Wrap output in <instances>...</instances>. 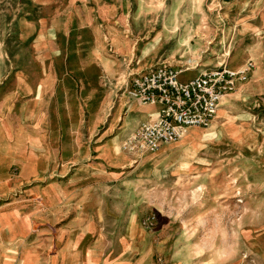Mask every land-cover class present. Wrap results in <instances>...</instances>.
Listing matches in <instances>:
<instances>
[{
  "label": "rangeland",
  "instance_id": "obj_1",
  "mask_svg": "<svg viewBox=\"0 0 264 264\" xmlns=\"http://www.w3.org/2000/svg\"><path fill=\"white\" fill-rule=\"evenodd\" d=\"M124 6L130 30L126 39L135 41L141 30L163 35L153 55L128 57V70L174 59L193 68L180 75L188 81L223 59L232 69L249 61L255 67L223 98L209 127L189 128L181 140L155 151H128L125 139L113 142L120 129L116 125L109 130L112 122L121 123L125 116L124 122L134 123L154 111L143 105L127 112L134 101L119 108L112 89L123 79L104 81L115 106L103 115L99 104L88 103L95 95L83 94L85 107L62 111L67 116L61 125V166L59 170L51 159V171L44 175L47 211L39 225H53L54 214L61 216L63 231L94 224L84 245L143 264H246L249 247L253 264H261L264 0H125ZM56 16L38 0H0V73H32L27 55L36 28L40 21L64 20ZM186 32L191 40L182 46L179 35ZM71 134L78 138L76 146L68 139ZM107 141L114 147L101 150Z\"/></svg>",
  "mask_w": 264,
  "mask_h": 264
},
{
  "label": "crops",
  "instance_id": "obj_2",
  "mask_svg": "<svg viewBox=\"0 0 264 264\" xmlns=\"http://www.w3.org/2000/svg\"><path fill=\"white\" fill-rule=\"evenodd\" d=\"M124 1L38 0L46 10H55V20L59 16L64 20L40 21L31 55H27L32 73H0V264H143L125 255L112 256L98 245H84L95 230L94 224L63 231L61 216L54 214L53 225H39L46 221L44 175L51 171V159L59 170L61 166V125L62 117L67 116L62 111H77L86 106L83 94L95 95L88 103L99 104L103 115L111 104L115 106L111 87L104 84L110 77L123 79L112 93L124 110L131 102L125 94L128 79L133 72H140L128 70L132 60L128 57L151 56L163 40L161 31L147 35L145 30L135 41L126 39L125 32L130 30L126 28ZM178 40L184 46L191 40L190 33L179 35ZM173 60L162 62L176 68L185 65ZM223 62L213 68L226 65ZM140 106L133 102L127 112ZM153 109L144 120L124 122V116L121 123L112 122L109 130L116 125L120 129L113 142L126 141L143 122L156 118L158 107ZM73 136L68 139L76 146L78 138ZM111 142L101 145V150L114 147ZM138 231L136 228L135 233ZM253 262V247H249L245 263ZM260 263L264 264L263 254Z\"/></svg>",
  "mask_w": 264,
  "mask_h": 264
},
{
  "label": "built area",
  "instance_id": "obj_3",
  "mask_svg": "<svg viewBox=\"0 0 264 264\" xmlns=\"http://www.w3.org/2000/svg\"><path fill=\"white\" fill-rule=\"evenodd\" d=\"M254 67L253 61L239 69L222 65L204 70L188 81L180 80L182 73L192 69L188 65L176 68L171 63H160L133 73L126 96L158 110L156 118L143 122L125 141L124 149L155 151L181 140L189 128L209 127L223 98L235 90L238 81H246Z\"/></svg>",
  "mask_w": 264,
  "mask_h": 264
},
{
  "label": "bare ground",
  "instance_id": "obj_4",
  "mask_svg": "<svg viewBox=\"0 0 264 264\" xmlns=\"http://www.w3.org/2000/svg\"><path fill=\"white\" fill-rule=\"evenodd\" d=\"M216 126V125H215Z\"/></svg>",
  "mask_w": 264,
  "mask_h": 264
}]
</instances>
